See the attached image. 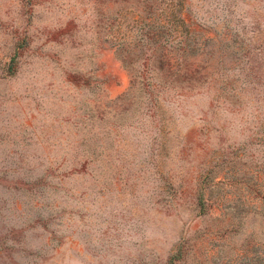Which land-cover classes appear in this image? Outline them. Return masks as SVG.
<instances>
[{
	"label": "rangeland",
	"instance_id": "rangeland-1",
	"mask_svg": "<svg viewBox=\"0 0 264 264\" xmlns=\"http://www.w3.org/2000/svg\"><path fill=\"white\" fill-rule=\"evenodd\" d=\"M0 264H264V0H0Z\"/></svg>",
	"mask_w": 264,
	"mask_h": 264
}]
</instances>
